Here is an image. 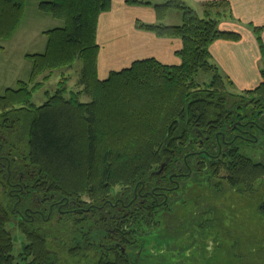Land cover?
<instances>
[{
	"label": "trees",
	"instance_id": "16d2710c",
	"mask_svg": "<svg viewBox=\"0 0 264 264\" xmlns=\"http://www.w3.org/2000/svg\"><path fill=\"white\" fill-rule=\"evenodd\" d=\"M87 1L88 10L83 8ZM152 1L125 0L128 6H154L159 23H139L138 29L182 40L181 63L169 66L150 58L100 79L98 25L100 16L111 10L112 0H39L40 11L64 22V27L46 33L45 54L27 57L32 64L28 83L0 96V129L7 137L3 147L11 149L0 154L10 159L9 165L0 166V264L16 262L12 224L27 241L19 264H229L231 257L223 256V248L221 255L206 254L213 221L204 216L214 210L211 204L230 195L260 196L258 210L264 217V153L258 151L264 139L234 141L222 154L216 147L217 132L231 141L235 134L230 129L237 119L258 118L264 105V69L257 88L236 93L212 62L214 42L241 39L237 33L222 31L221 21L208 10L225 7L230 13L229 3H209L201 16L180 0ZM24 9L25 0H0V40L13 37ZM173 10L182 13L180 26L163 23ZM255 32L264 60L261 28ZM77 60L83 62L81 93L69 92V78L63 74L57 90L45 93V104L31 103L54 71L69 70ZM207 75L212 76L210 82L200 84L199 78ZM81 95L90 102H80ZM101 107L113 123L106 133L108 144L104 142L100 150L99 119L105 114ZM15 117L31 120L24 138L5 129L15 127L8 121ZM77 121L82 123V134ZM249 130L256 139L262 136L254 126ZM201 131L208 137L204 146ZM22 148L25 152L17 155ZM200 149L216 158L189 156L206 164L196 166L198 173L167 203L159 205L148 197L127 207L112 205L120 195L113 196L115 187L129 196L130 188L154 183V173L162 165L168 171L179 158ZM17 185L25 187L20 204L12 190ZM53 202H68L65 210L74 204L85 211L56 210L50 219L46 214L31 222L17 215L25 207L42 210Z\"/></svg>",
	"mask_w": 264,
	"mask_h": 264
},
{
	"label": "rangeland",
	"instance_id": "374dc122",
	"mask_svg": "<svg viewBox=\"0 0 264 264\" xmlns=\"http://www.w3.org/2000/svg\"><path fill=\"white\" fill-rule=\"evenodd\" d=\"M84 2L86 3V1ZM89 3L90 2L87 1V4L83 8L88 10ZM206 5L204 7H206ZM39 6V0H25L24 16L20 26L10 40H0V96L5 95L10 89H19V84L22 82L28 83L32 70V64L30 59L27 57L45 54L48 43V35H46V33L64 27V22L54 19L49 14L42 13ZM81 6L82 5H78L79 9ZM204 10V15H206V9ZM208 10L210 11L213 19L217 18L221 22L233 21V14L231 12L229 13L228 9L225 7H212L208 8ZM178 13L181 15L180 12ZM169 19L171 23L176 22L175 15L170 16ZM114 54L115 52L111 54L109 53L108 55L111 56ZM124 63H126L125 68L132 65L129 60L123 62V64ZM82 69L83 62L81 60H77L73 68L69 70L59 69L54 71L51 76L52 78H49L43 88L34 94L31 103L37 107L45 104V93L49 92L52 94L55 90H57L58 84L63 81L61 78L63 74L69 78V92L81 93L82 88L79 83L81 80ZM211 78L212 76L210 75L201 76L199 78V82L200 84L209 83ZM233 86L234 88L230 90L238 93L239 91L236 86ZM244 92L245 91H243V93ZM80 102L89 103L90 100L87 96L81 95ZM20 108L21 107H15V109ZM100 110L105 113L99 119L100 141H103L100 145L101 147L104 142L105 145L108 144L106 133L107 130L112 129L111 127L113 122L110 121V119L106 120L108 114L105 108L101 107ZM8 121L15 122L14 128H11L12 126L10 125H7L8 127L5 128L9 132V135L17 134V136H19V134H21L24 138L31 120L15 117ZM77 124L78 130H80L82 134V123L77 121ZM5 138L7 137L5 136ZM22 146H25V144L22 143ZM104 146H102L100 150L104 148ZM5 151L9 153L11 152V149H6L4 152ZM24 152L25 148H22L21 151L16 154L21 156ZM227 190L228 189L226 188V193ZM121 191L122 189L120 187H115L113 196H117ZM226 197L227 198L224 199H216V204H211V207H213L212 209L214 210L204 216L205 219L210 220L211 222L213 221V223L209 224L211 229H209L210 231L208 230V234L206 236V240L210 243L209 248H206L207 257L211 253L218 251V255L224 253L223 256H225V258L227 257L226 255L231 257V262L229 264H264V217L258 210L260 196H256L255 199H239L236 198V196L231 195ZM112 202V204H114L115 200ZM9 230L12 233L15 243V264H19L20 254L27 245V241L24 239V234L16 224H12L9 227ZM221 248L224 250L223 253H221ZM199 253L201 255V251ZM207 257L203 259V263H206ZM188 262L192 263L193 260H189Z\"/></svg>",
	"mask_w": 264,
	"mask_h": 264
},
{
	"label": "crops",
	"instance_id": "0c3cea01",
	"mask_svg": "<svg viewBox=\"0 0 264 264\" xmlns=\"http://www.w3.org/2000/svg\"><path fill=\"white\" fill-rule=\"evenodd\" d=\"M180 1L200 15H204L206 4L229 3L233 21H222L220 29L237 33L241 39L236 42L225 40L214 42L210 47L212 62L230 79L239 92L257 88L262 83L264 60L255 28H261L259 35L264 45V0ZM175 11L177 10L170 11L163 23L168 26H180L183 21L182 13L178 11L180 15ZM172 15L176 16V22L169 21ZM139 23L147 25L159 23L154 6H128L125 0H112L111 10L100 16L98 25L100 79L108 78L112 71L124 69L126 63L123 62L127 60L133 63L154 58L169 66L181 63L178 53L183 48L182 40L158 38L152 33L138 29ZM114 52V55H108Z\"/></svg>",
	"mask_w": 264,
	"mask_h": 264
},
{
	"label": "flooded vegetation",
	"instance_id": "af4514ba",
	"mask_svg": "<svg viewBox=\"0 0 264 264\" xmlns=\"http://www.w3.org/2000/svg\"><path fill=\"white\" fill-rule=\"evenodd\" d=\"M252 105H250L251 107ZM253 108V106L251 107ZM237 122L234 123L233 129H230L232 134L234 135V138L229 141L227 134L225 133H216L217 137V151L219 154H222L225 152L224 147H228L231 145L234 141H246L251 143H261L264 139V105L261 107L258 118L257 119H250V118H240L236 120ZM248 121V122H244ZM259 121V122H254ZM252 126H254L255 129L260 133L258 139L251 133L249 130ZM199 135L201 136V146H204V142L208 139V137L204 136V134L199 132ZM221 138V141H220ZM5 136L2 134V130L0 129V154L4 150L3 142H5ZM215 148V146H213ZM258 151L263 154L264 153V147L261 143V146H259ZM207 156L216 158L212 154H210L205 149H200L196 152H190L183 156V158H179L175 163V168H170L168 171H165V165H162L164 168L161 172V174H157L159 171L155 172L156 181L154 183L149 182L147 184L142 183L141 185H137L134 189H129V196H132V199H130V202L128 205H126L127 200L129 199V196H126V190H122L120 192L119 197L115 199V203L112 204L113 206L117 207L119 205H122L124 207L133 205L137 202H141L142 200L150 197L153 198L157 204H165L167 203L172 197H174V193L181 188L182 185L187 184L188 181H190L193 178L194 173H198L196 169V166H198L201 162L206 164L204 161H196L193 162L189 159V156ZM4 163H7L9 165L10 159L6 155H0V166L3 168L5 167ZM161 166V167H162ZM8 169V167H7ZM161 169V168H160ZM9 170V169H8ZM19 187H13L12 190L15 192V197L17 198L18 204L22 203V198L20 192L24 190L25 187H20V185H17ZM162 201V202H160ZM67 204H61L58 202L50 203L49 206H44L42 210L39 209H33L31 207H25L23 212L20 210L17 211V215L26 222H31L35 220L36 216L41 217L42 219L45 218V215L47 214L48 219H50L51 215L57 210L59 213H66L70 211L73 213H78V211H82L83 209L75 208V205L72 204L73 209L65 210L64 208L68 205ZM112 202H110L111 204ZM70 208V207H69ZM85 211V210H83Z\"/></svg>",
	"mask_w": 264,
	"mask_h": 264
},
{
	"label": "water",
	"instance_id": "95a60500",
	"mask_svg": "<svg viewBox=\"0 0 264 264\" xmlns=\"http://www.w3.org/2000/svg\"><path fill=\"white\" fill-rule=\"evenodd\" d=\"M163 166L161 167V169L159 170V172L157 174H161L162 170H163Z\"/></svg>",
	"mask_w": 264,
	"mask_h": 264
}]
</instances>
